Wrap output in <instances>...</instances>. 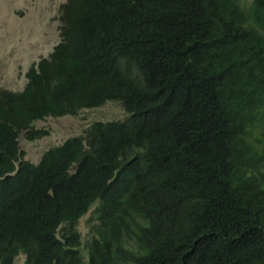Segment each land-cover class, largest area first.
<instances>
[{"label":"trees","instance_id":"1","mask_svg":"<svg viewBox=\"0 0 264 264\" xmlns=\"http://www.w3.org/2000/svg\"><path fill=\"white\" fill-rule=\"evenodd\" d=\"M60 22L0 89V264H264V0H67ZM111 101L125 120L25 160L35 122Z\"/></svg>","mask_w":264,"mask_h":264},{"label":"rangeland","instance_id":"2","mask_svg":"<svg viewBox=\"0 0 264 264\" xmlns=\"http://www.w3.org/2000/svg\"><path fill=\"white\" fill-rule=\"evenodd\" d=\"M67 0H0V89L24 90L26 74L34 62L49 58L61 40L60 7ZM247 3L249 1H246ZM126 114L118 102L99 108L83 109L75 116L49 117L34 123L48 135L33 141L22 133L19 138L25 160L38 164L43 154L75 136H84L94 122L123 121ZM95 203L78 222L82 243L90 239L98 224ZM82 253L85 251L82 247ZM15 264H25L20 255Z\"/></svg>","mask_w":264,"mask_h":264}]
</instances>
